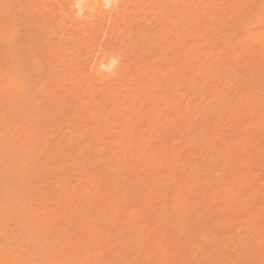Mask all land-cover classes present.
<instances>
[{
    "label": "rangeland",
    "instance_id": "rangeland-1",
    "mask_svg": "<svg viewBox=\"0 0 264 264\" xmlns=\"http://www.w3.org/2000/svg\"><path fill=\"white\" fill-rule=\"evenodd\" d=\"M57 1L0 0V264H264L229 251L264 241V0H120L89 23ZM106 51L115 78L93 72ZM224 142L251 165L229 172Z\"/></svg>",
    "mask_w": 264,
    "mask_h": 264
},
{
    "label": "bare ground",
    "instance_id": "bare-ground-1",
    "mask_svg": "<svg viewBox=\"0 0 264 264\" xmlns=\"http://www.w3.org/2000/svg\"><path fill=\"white\" fill-rule=\"evenodd\" d=\"M62 1H64V2H66L65 0H62ZM166 1V0H165ZM58 2V1H57ZM60 2H61V0H60ZM60 2H58V4L60 3ZM72 2V1H71ZM200 2V1H199ZM204 2H202V4H203ZM64 4V3H63ZM10 5V4H9ZM59 5H62V3H60ZM77 5H79V7H77ZM204 5V4H203ZM119 6H120V0H74L72 3H71V5H69V7L71 8V14L75 17V18H80L79 19V22H80V20L81 19H85V20H87L88 21V23H89V18H93L94 16H95V18H96V16H99V17H103L105 14H109V13H112L114 10H117L118 8H119ZM209 6V5H208ZM207 6V7H208ZM59 7V6H58ZM62 8H63V6H61ZM9 8V7H8ZM207 11V10H206ZM48 12V11H47ZM52 12V11H51ZM113 14V13H112ZM204 14V13H203ZM209 14V13H208ZM110 15V14H109ZM170 15V14H169ZM172 15V14H171ZM205 16H208V15H206L205 14ZM205 16L204 17H202V16H200V18H199V20L198 21H200L201 22V25L202 26H207V19H205ZM47 17V16H46ZM65 17V16H64ZM96 19H99V18H96ZM187 19V18H186ZM6 20V19H5ZM37 20H38V18H37ZM36 20V21H37ZM40 20V19H39ZM47 20V19H46ZM46 20H44L43 22L45 23L46 22ZM93 20H95L94 18H93ZM100 20V19H99ZM75 21H76V19H75ZM74 21V22H75ZM84 21V20H83ZM9 22V21H8ZM91 22H92V20H91ZM81 23V22H80ZM87 23V22H86ZM86 23H84V24H86ZM91 25V24H90ZM170 26V25H169ZM208 26H209V23H208ZM203 27V28H204ZM89 28H91V27H89ZM212 28V27H211ZM87 30H89V29H87ZM86 30V31H87ZM91 30H93V29H91ZM90 30V31H91ZM96 32V31H95ZM185 33V32H184ZM181 34H183V32L181 33ZM184 35V34H183ZM87 36V35H86ZM85 36V37H86ZM180 37H182V36H180ZM93 38V37H92ZM248 38V36L246 37H243V40L245 39H247ZM182 39V38H181ZM183 39H184V37H183ZM84 43V42H83ZM145 43V42H144ZM80 45V44H79ZM91 46V45H90ZM151 46V45H150ZM141 47H143V46H141ZM152 47V46H151ZM150 49V48H149ZM148 49V50H149ZM189 49L190 48H188L186 51L188 52L189 51ZM83 50V49H82ZM140 50V49H139ZM146 50V49H145ZM86 52V51H85ZM150 53V52H149ZM214 55V54H213ZM212 55V56H213ZM138 56V55H137ZM192 56V55H191ZM215 56V55H214ZM100 58V57H99ZM96 60H98V59H96ZM95 60V61H96ZM69 61V60H68ZM94 61V62H95ZM197 62H198V64H200L201 65V63L203 62V59H200L199 61L198 60H196ZM71 63H73V62H71ZM70 63V64H71ZM74 64V63H73ZM93 65H94V73L95 74H98L97 76L98 77H102L101 79H105V77H110V78H115V77H117L118 75H119V73H120V70H121V64L119 63V58H117V56H116V54H114L112 51H106V52H104V53H102V56H101V58L94 64L93 63ZM137 65V64H136ZM57 66V65H56ZM66 67V66H65ZM73 69V68H72ZM184 71V70H183ZM93 72H92V74H93ZM212 72V71H211ZM216 73V72H215ZM94 74V75H95ZM104 77V78H103ZM224 77H226V76H224ZM173 79H174V77H172ZM15 79V78H14ZM141 80H143V79H141ZM141 80H139V83H138V85L140 84L141 86H140V88L142 87V84H141ZM14 81H16V80H14ZM141 81V82H140ZM77 83V82H76ZM150 87H151V85H149ZM148 86V87H149ZM146 87V86H145ZM143 89H144V86H143ZM1 98V97H0ZM129 99V98H128ZM154 99V97H152V100ZM261 99V98H260ZM259 99V100H260ZM1 100V99H0ZM54 103H55V101H53ZM26 104V103H25ZM264 104V103H263ZM262 104V105H263ZM30 105V104H29ZM251 108V107H250ZM250 110V112H251V109H249ZM254 111V110H253ZM194 113H197V111L196 112H194ZM241 118V117H240ZM243 118L244 117H242L241 118V120H243ZM189 121V120H188ZM187 121V122H188ZM186 122V123H187ZM186 123H184L183 122V124L185 125V126H187L188 125V123L186 124ZM189 125H190V123H189ZM184 126V127H185ZM184 127H181V128H184ZM188 127V126H187ZM206 127V126H205ZM205 127H203V128H205ZM180 128V129H181ZM180 129L178 130V131H180ZM205 129H207V127L205 128ZM208 129H209V127H208ZM207 131V130H206ZM212 131V130H211ZM232 131V130H231ZM239 131V130H238ZM141 133H142V131H140ZM234 132V134H236L235 132H237V130L235 129V131H233ZM232 132V133H233ZM208 133V132H207ZM232 133L230 132V135H232ZM237 134H239V136L238 137H243V136H240V135H242V133H238L237 132ZM236 134V135H237ZM245 134V133H244ZM243 134V135H244ZM247 134H249V133H247ZM250 134H252V136L253 137H258L259 139L261 138V140H263V144H264V128H262V130L261 131H253L252 133H250ZM249 134V135H250ZM245 136H246V134H245ZM245 136L243 137V138H241V140H243L244 138H245ZM248 136V135H247ZM219 137V136H218ZM229 137V136H228ZM221 139H223V138H221ZM220 140V139H219ZM230 142V141H229ZM243 142V141H242ZM206 143V142H205ZM204 143V144H205ZM221 143V142H220ZM223 143V142H222ZM244 143V142H243ZM221 145H223V144H221ZM232 145H234V144H232V143H228V142H224V146L226 147V150L225 151H230L228 154L229 155H227V157H229L228 159H227V161L229 160L230 162H231V164L230 165H232V167L230 166V169H229V172H232V171H234L233 170V167L235 168V167H237V165L236 164H242V166H248V165H251V163H248V162H246V161H244L243 159H241V161L239 160V159H237V157H236V155L235 154H233L232 153V151L235 149V146H232ZM224 146H222V147H224ZM190 148H191V146H189ZM126 149H128V147L126 148ZM186 149V148H185ZM236 150V149H235ZM128 151V150H127ZM224 151V152H225ZM149 152V151H148ZM148 152H145L146 154L148 153ZM187 152H189V151H187ZM187 152H185L186 154H188ZM122 152L120 151V153H117L118 155L119 154H121ZM144 153V154H145ZM190 153V152H189ZM258 155L259 154H264V145L263 146H261V147H259L258 148V150H257V152H256ZM143 154V153H142ZM143 154V155H144ZM189 157V155H186V156H184V158H183V160H186L187 158ZM86 158V157H85ZM182 159V158H181ZM156 160V159H155ZM226 161V164H227V167H229L228 166V164L230 163H228ZM239 161H240V163H239ZM242 162V163H241ZM213 164V163H212ZM226 168V167H225ZM228 169V168H227ZM173 171H174V173H175V175L177 176V179H181V176H183V174H185V173H181V172H179V170H178V168H174L173 169ZM209 174V173H208ZM239 175V174H238ZM209 176V175H208ZM224 178V177H223ZM226 179V178H225ZM229 179V178H228ZM178 182H180V180H177ZM175 182H176V180H175ZM177 183V182H176ZM224 183V182H223ZM247 184H249L250 186H254V182H252V181H247L246 182V187L245 188H248V186H247ZM222 185V182H221V180H216V179H213L212 177H210V178H208V179H206L205 181H203L202 183L200 182V192L198 193V194H195V195H193V198L192 199H194V200H197L198 199V202H202V203H208V200H206V198L207 197H205V196H203V194L204 193H207V195L209 196H211L212 198H213V195H214V192L217 190V188L219 187V186H221ZM166 186H168V185H166ZM166 189L168 188H170L171 190L173 189V188H171V186L170 187H165ZM174 190H177V189H174ZM198 191V190H197ZM10 192V191H9ZM85 192L86 193H88L89 192V190L86 188L85 189ZM172 192H174V191H172ZM179 192H180V190H179ZM89 194V193H88ZM192 194V193H191ZM177 195V194H176ZM210 196H209V198H210ZM147 198L145 197L143 200H146ZM184 199V198H183ZM199 199H200V201H199ZM181 199H179L178 197H176V200H175V202H174V204H175V212L177 213V214H179V216L176 218L177 219V221H178V223L181 225L180 227H182L183 225L182 224H184L183 223V220H185L184 219V216L181 214V212H180V210H179V205H181L180 203H181V201H180ZM194 200H192V201H194ZM150 200H148L147 201V203L149 202ZM223 202V205H225V206H229L230 205V203L228 202V199H224V200H222ZM183 203V202H182ZM191 204V203H190ZM220 204L221 203H219V201L217 200H215V201H213V204L210 206V209H207L206 210V213L204 212L203 214L205 215L206 214V216L204 217V218H197L198 216H196V218H194V219H197L198 220V223H197V225L195 226V229H202V230H207L208 228H211V227H213L214 226V224H215V220L218 218L217 216H216V214H217V210H221V208H219L220 207ZM192 206V205H191ZM195 206V205H194ZM223 209V208H222ZM219 210V211H220ZM156 213H159V212H161V211H155ZM141 216V214H139V217L137 218V219H141V221H139L138 220V222H139V224H141L140 226H144V228L146 227V223H144L143 221H142V217H140ZM200 216V215H199ZM176 217V216H175ZM217 217V218H216ZM262 218H264V216H262ZM195 222V221H194ZM222 222H224V221H222ZM196 223V222H195ZM223 224H221L220 225V228H221V231L224 229V227H221ZM224 225H225V223H224ZM223 225V226H224ZM179 226V225H178ZM179 227V228H180ZM143 228V227H142ZM186 227H183V229H179V231H181L182 233H185V232H187V230L185 229ZM48 229H49V227H48ZM85 230H86V228H84ZM88 230V229H87ZM86 230V231H87ZM90 230V229H89ZM49 231H50V229H49ZM93 232H94V230H93ZM91 233H92V230H91ZM209 232H204V233H202L201 234V240H203V242H205V245L207 246V247H215L214 245L215 244H213V242L211 241V239L209 238V234H208ZM94 234H96V233H94ZM190 234V233H189ZM185 235H186V237H184V238H187V237H189L190 238V236L188 235V233H185ZM188 235V236H187ZM184 236V235H183ZM89 238V237H88ZM122 238V237H121ZM188 239V238H187ZM75 243V242H74ZM122 243V242H121ZM57 244V243H56ZM119 244H120V242H119ZM118 244V245H119ZM73 245V244H72ZM77 245V244H76ZM71 246V245H70ZM78 246V245H77ZM237 245H230V250L229 251H232V253H236L237 251H242V252H246L250 247H252V248H254V250L255 251H258V254L260 255L258 258H257V262H259V260L258 259H260V258H262L263 259V252H264V241H253V240H251V239H248V240H245V244H243V245H241L240 247H236ZM59 247V246H58ZM68 247H69V244H68ZM75 246L73 245V246H71V247H69V248H74ZM116 247H117V245H116ZM115 247V248H116ZM229 247V246H228ZM118 248H120V246L118 247ZM210 248V249H211ZM212 248V249H213ZM58 249V248H57ZM114 249V248H113ZM113 249H111L110 251H109V253H107V254H110L111 253V251L113 252ZM217 251L218 250H220V249H216ZM213 253V251L210 253V255H214V254H212ZM210 255H204V258H205V262L207 263V264H209L211 261H210V258L212 257V256H210ZM113 260V259H112ZM111 260V261H112ZM111 261H108V263H110V264H119L121 261H120V259L119 258H117L115 261H112V263H111ZM234 263V262H233ZM234 264H237V263H234Z\"/></svg>",
    "mask_w": 264,
    "mask_h": 264
},
{
    "label": "snow or ice",
    "instance_id": "snow-or-ice-1",
    "mask_svg": "<svg viewBox=\"0 0 264 264\" xmlns=\"http://www.w3.org/2000/svg\"><path fill=\"white\" fill-rule=\"evenodd\" d=\"M77 7H79V5H77Z\"/></svg>",
    "mask_w": 264,
    "mask_h": 264
}]
</instances>
